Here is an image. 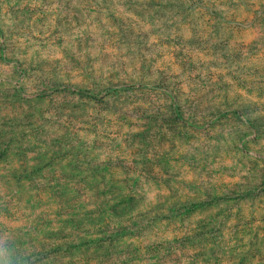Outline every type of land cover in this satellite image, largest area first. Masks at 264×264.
<instances>
[{"label": "rangeland", "instance_id": "374dc122", "mask_svg": "<svg viewBox=\"0 0 264 264\" xmlns=\"http://www.w3.org/2000/svg\"><path fill=\"white\" fill-rule=\"evenodd\" d=\"M189 1L0 0V264H264V0ZM102 203L149 226L51 252Z\"/></svg>", "mask_w": 264, "mask_h": 264}, {"label": "trees", "instance_id": "16d2710c", "mask_svg": "<svg viewBox=\"0 0 264 264\" xmlns=\"http://www.w3.org/2000/svg\"><path fill=\"white\" fill-rule=\"evenodd\" d=\"M196 0H190L189 4L191 5V7H193V5L196 4L195 2ZM19 3H21V1H18ZM188 4V2L186 3ZM17 70L13 71V74L16 73ZM25 72V70H21V72L19 73V78L24 77L22 76V74ZM50 78V79H48ZM45 78L43 76L36 78V80L34 81V83L32 84L31 87L28 88H24V85L22 84H17V86L11 87L9 89H4L5 93H10V95L17 100H24L25 96L28 93H31L34 96L33 100H37L40 101V99H44L46 96L51 97V102L54 101V99H57V93H59V89L61 88L62 91L66 93L67 95H76V96H83V94H87V93H92V96L94 97V99L99 103L102 104L103 106H106V102H103V98L105 99L106 96L108 95V92L110 91V87H106V88H100L102 87V85L99 84H95L93 85V89H95L94 91L90 90L86 91L87 89H82L79 87H76L75 85H70V84H66V83H61L59 81H55L53 80L52 77H48ZM52 78V79H51ZM159 82V81H158ZM110 85V82H108V86ZM27 89V90H26ZM122 89H124L125 91H129L130 88L128 86H123ZM95 94V95H94ZM102 96V97H100ZM100 97V98H99ZM165 107H167L165 105ZM171 109H174V111L177 112L178 116L182 114L180 104L178 103V100L175 99L173 101V104L169 107ZM159 112V111H157ZM50 113V112H49ZM100 112H98L99 114ZM58 115L57 112L52 111L51 115ZM24 118L27 119V115H24ZM18 119V118H16ZM37 119V120H36ZM35 119L36 123H40L43 122L45 123V118H43V116H38ZM18 123H25V120H21ZM104 196V193L103 195ZM101 206H103V203L100 205H94V209H96L95 211H88V214L86 215H98L96 217H98V224L97 225H104L105 227H107V229H105V231H97L94 234L96 235H100L99 238L97 239H93L92 237L90 238H86V235L89 234H93L89 231H82V233L75 231L76 235H61V232H56V233H51L49 235L50 238H54V237H60V239L62 241L61 245H58L56 248H52L50 249L51 252L54 251V253H56L57 251H61L64 250L65 252H70L73 251L74 249H78L79 247H84L89 243H101V242H107V243H111L112 241L114 242L115 240H118L120 238H123V233L126 231H132L131 235H135L137 233H140L141 231H143L147 226H149L148 222L146 219L143 218H137L136 216H131L129 218V221L131 220V222L129 224H125L122 223V218L125 217L130 211L131 209H126V207H123L122 209H117V207H108V209L106 210V212L102 213L101 211ZM102 214L103 216H107L108 218L105 219V221H103V218H99ZM71 222H73V219H70ZM92 222H94V220H91ZM87 226V225H86ZM68 236V237H67ZM122 236V237H121ZM64 239H66V241H63Z\"/></svg>", "mask_w": 264, "mask_h": 264}]
</instances>
